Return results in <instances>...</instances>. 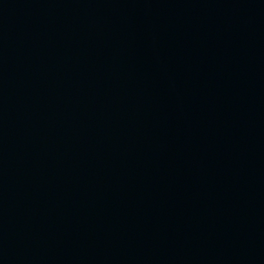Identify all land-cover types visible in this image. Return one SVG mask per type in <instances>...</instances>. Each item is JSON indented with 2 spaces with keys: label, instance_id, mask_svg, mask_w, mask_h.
<instances>
[{
  "label": "water",
  "instance_id": "obj_1",
  "mask_svg": "<svg viewBox=\"0 0 264 264\" xmlns=\"http://www.w3.org/2000/svg\"><path fill=\"white\" fill-rule=\"evenodd\" d=\"M0 264H264V0H0Z\"/></svg>",
  "mask_w": 264,
  "mask_h": 264
}]
</instances>
